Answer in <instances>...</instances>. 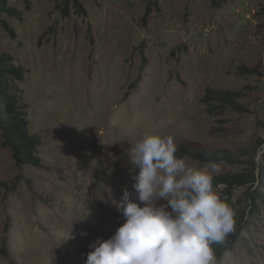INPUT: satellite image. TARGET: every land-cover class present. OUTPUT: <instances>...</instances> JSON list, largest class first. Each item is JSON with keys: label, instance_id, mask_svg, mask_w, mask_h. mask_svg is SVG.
<instances>
[{"label": "rangeland", "instance_id": "obj_1", "mask_svg": "<svg viewBox=\"0 0 264 264\" xmlns=\"http://www.w3.org/2000/svg\"><path fill=\"white\" fill-rule=\"evenodd\" d=\"M78 1L66 17L67 0H0V91L39 144L17 163L0 126V264H85L124 223L106 186L139 203L125 150L145 133L217 163L235 212L221 264H264V0Z\"/></svg>", "mask_w": 264, "mask_h": 264}, {"label": "clouds", "instance_id": "obj_2", "mask_svg": "<svg viewBox=\"0 0 264 264\" xmlns=\"http://www.w3.org/2000/svg\"><path fill=\"white\" fill-rule=\"evenodd\" d=\"M125 151L139 169L132 177L139 203L127 188L117 201L106 186L124 223L89 246L85 264H216L212 245L235 229V212L214 187L217 163L188 166L174 139L157 133H145Z\"/></svg>", "mask_w": 264, "mask_h": 264}, {"label": "trees", "instance_id": "obj_3", "mask_svg": "<svg viewBox=\"0 0 264 264\" xmlns=\"http://www.w3.org/2000/svg\"><path fill=\"white\" fill-rule=\"evenodd\" d=\"M213 1L217 4L219 2V0ZM67 3H69V5ZM67 3L63 8V13L66 17L70 15V4L76 10L77 15L83 16L86 14V10L78 0H67ZM0 93L3 95L7 102V104H4V107L2 109V113L5 117L1 118L0 122V126L3 130L5 144L13 147L17 163H38V158H36L33 154V152L39 145L38 142L27 134L24 122L20 118L13 120L15 114L13 108L16 102H14L13 99L5 91H0ZM208 98L216 100L229 107H237L235 100L232 97L227 96L226 94H221L220 96L210 94L208 95ZM196 157L204 159L205 156H203L202 154H198ZM219 182H221L229 191L234 189L236 186H241L246 183L242 181L240 176L221 177L219 178ZM212 247L215 251L216 264H221L223 261L222 255L228 247V242L222 241L220 243H215L212 245Z\"/></svg>", "mask_w": 264, "mask_h": 264}, {"label": "bare ground", "instance_id": "obj_4", "mask_svg": "<svg viewBox=\"0 0 264 264\" xmlns=\"http://www.w3.org/2000/svg\"><path fill=\"white\" fill-rule=\"evenodd\" d=\"M99 143V142H98Z\"/></svg>", "mask_w": 264, "mask_h": 264}]
</instances>
